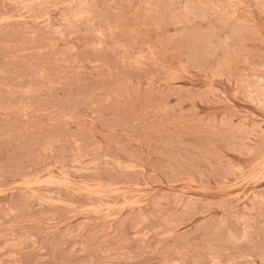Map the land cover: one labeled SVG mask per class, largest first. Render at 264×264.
<instances>
[{"label": "rangeland", "instance_id": "rangeland-1", "mask_svg": "<svg viewBox=\"0 0 264 264\" xmlns=\"http://www.w3.org/2000/svg\"><path fill=\"white\" fill-rule=\"evenodd\" d=\"M0 264H264V0H0Z\"/></svg>", "mask_w": 264, "mask_h": 264}]
</instances>
